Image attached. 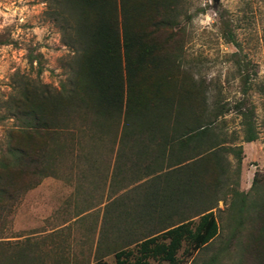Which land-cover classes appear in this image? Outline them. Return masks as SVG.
Returning <instances> with one entry per match:
<instances>
[{
    "label": "rangeland",
    "instance_id": "obj_1",
    "mask_svg": "<svg viewBox=\"0 0 264 264\" xmlns=\"http://www.w3.org/2000/svg\"><path fill=\"white\" fill-rule=\"evenodd\" d=\"M188 13L190 20L168 32L170 45L179 46L192 78L203 81L208 109L230 108L217 128L226 146L242 148L239 172L234 154L225 153L228 178L216 194L191 198L177 191V183L166 184L165 174L173 169L165 162L162 170L158 160L146 173L148 160L119 154V130L115 139L97 133L91 138L89 120L72 117L59 131L60 146L47 152L48 176L0 207V264H113L116 251L131 250L133 258L142 239L207 205L214 206L218 234L190 255L183 243L176 264H247L242 248L255 222L235 224L230 202L232 190L250 189L255 172L264 176V0H189ZM72 54L46 0H0L1 147L18 124L7 113L10 95L25 79L58 91L72 69ZM246 99L257 131L251 142L243 140L234 109ZM149 264L169 263L149 258Z\"/></svg>",
    "mask_w": 264,
    "mask_h": 264
},
{
    "label": "trees",
    "instance_id": "obj_2",
    "mask_svg": "<svg viewBox=\"0 0 264 264\" xmlns=\"http://www.w3.org/2000/svg\"><path fill=\"white\" fill-rule=\"evenodd\" d=\"M46 1L63 42L73 49V66L58 91L25 79L10 95L7 113L18 124L8 129L5 146H0V207L48 176L47 152L60 146L59 131L72 117L89 120L91 138L97 133L115 139L119 130V154L148 160L146 173L155 170L158 160L162 170L165 162L173 169L165 174L166 184L177 183V191L191 198L216 194L228 178L225 153L234 154L239 172L242 148L226 146L217 128L230 108L208 109L203 81L192 78L183 68L179 46L170 45L168 32L192 17L189 0ZM234 109L241 117L243 140L254 141L252 106L246 99ZM213 207L196 211V221L187 217L142 239L133 258L131 250L116 251L113 264H149V258L176 264L183 243L190 255L218 234ZM230 208L235 224L255 222L243 242L247 264H264V176L255 172L246 192L232 190Z\"/></svg>",
    "mask_w": 264,
    "mask_h": 264
},
{
    "label": "water",
    "instance_id": "obj_3",
    "mask_svg": "<svg viewBox=\"0 0 264 264\" xmlns=\"http://www.w3.org/2000/svg\"><path fill=\"white\" fill-rule=\"evenodd\" d=\"M218 0H213V2H217Z\"/></svg>",
    "mask_w": 264,
    "mask_h": 264
}]
</instances>
